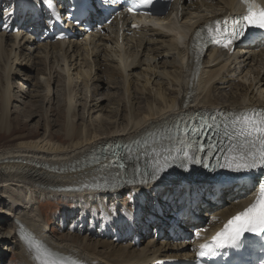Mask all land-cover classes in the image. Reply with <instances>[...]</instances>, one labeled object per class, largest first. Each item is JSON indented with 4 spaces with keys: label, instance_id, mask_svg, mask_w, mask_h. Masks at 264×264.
Instances as JSON below:
<instances>
[{
    "label": "bare ground",
    "instance_id": "bare-ground-1",
    "mask_svg": "<svg viewBox=\"0 0 264 264\" xmlns=\"http://www.w3.org/2000/svg\"><path fill=\"white\" fill-rule=\"evenodd\" d=\"M182 1L181 21L173 16L172 5L163 20H150V26L133 31L129 37L120 38L111 31L68 42L37 44L33 36L22 32L0 33V66L9 84L2 95L0 132L10 131L9 120L15 113L10 101L15 100L18 92L38 86L46 89L48 97L51 79L58 74L67 78L69 90L65 125L59 130L63 132L62 139L47 124L39 137L0 149V264H9L7 258L11 256L17 258V264H35L28 237L43 244L44 249L50 247L97 264H151L164 258H180L168 254L170 250L178 251L177 245L170 248L162 244L157 248L149 239L144 246L134 249L101 239L99 232L105 236L108 233L101 225L118 219V208L121 216L131 214L132 197L125 194L129 191L138 194L141 190L129 185L113 191L106 182L105 164L101 166L97 159H88L110 143L134 142L158 129L165 130L186 113L221 110L241 114L256 107L264 108L263 50L239 49L232 56L209 50L195 69L191 63L189 44L195 29L224 11H232L236 1ZM0 2L5 7L0 5V12H13L16 0ZM35 69L41 71L39 77L31 74ZM15 79L25 87L21 86L13 95L9 86ZM115 79L118 82L104 89L107 101L101 105L103 98L95 97V83ZM77 85L85 89L80 125H77V109L81 106ZM108 88L115 89L117 94L108 92ZM24 94L19 98L29 101L30 93ZM29 106L28 118L34 117L35 105ZM56 107L60 108L59 101ZM49 117L46 114L43 119L50 122ZM153 146H144L139 153ZM141 160H150V154ZM157 191L160 196L156 193L138 196L134 212L138 210L139 214L135 222L130 219L131 225L142 223L144 217L150 216L151 207L161 203L163 195L169 193L168 189ZM227 193L223 192V197ZM48 200H64L72 205L60 212L58 228L62 234H56L54 223L39 206ZM240 203L228 204L218 214L226 219L243 208ZM75 218L79 221L72 225ZM94 225H98V233L90 231Z\"/></svg>",
    "mask_w": 264,
    "mask_h": 264
},
{
    "label": "snow or ice",
    "instance_id": "snow-or-ice-1",
    "mask_svg": "<svg viewBox=\"0 0 264 264\" xmlns=\"http://www.w3.org/2000/svg\"><path fill=\"white\" fill-rule=\"evenodd\" d=\"M131 4L137 7L150 8L153 5V0H130ZM247 8V14L239 19H233L230 23L227 19L217 20L215 27H209L208 32L211 36L213 44L220 45L223 48H228L237 40L243 39L248 28H256L264 30V7H261L256 0H242ZM81 5L87 10L88 0H80ZM100 5L103 7L104 0H100ZM134 9L128 8L129 12ZM147 14V13H145ZM11 16V13H10ZM73 19L78 20L73 16ZM47 22V21H45ZM219 128V125L209 124L207 121L201 124L199 128H192L191 131L197 135L204 134V129ZM223 136L227 139L225 144L223 140L213 143L208 141L206 149L203 143L199 144L196 152L189 155L184 152L182 156L173 155V149L170 147L161 146L159 149L151 147L150 162L148 168L141 171L136 167L131 178L120 176L123 182L120 183L117 178H114L113 191L116 188L123 189L126 186L138 188L141 191L138 194H133L131 191L126 193V196L132 197V203L129 207L136 208V200L138 196L150 197L153 193L160 196L157 190L160 188L168 189L169 194H173L174 189L179 187L189 177L185 173H189V165H202L208 168L209 163H205L199 153H204L210 161L213 158V152H219L221 155H216L214 158L216 164L228 171L234 173L252 172L259 169H264V112L260 113H241L234 116L230 122H225L223 125ZM187 132V128L184 129ZM150 137L155 143V134H150ZM168 140H175L174 135L169 134L166 137ZM139 143V141H135ZM180 143H184L183 140ZM149 144L148 140L144 141V145ZM191 147V145H188ZM211 149L212 151H209ZM119 159L118 157L116 158ZM99 163V158H97ZM118 167L124 169L125 165L119 163ZM150 189L144 192L143 189ZM122 207V206H121ZM120 209H117L120 226L130 227L127 216L119 215ZM139 212H133L131 219L136 221ZM114 224L117 222L114 221ZM245 233H253L258 237L264 236V180H258V194L255 201L243 211L233 216L224 225L222 231L218 232L210 244H202L198 252L199 258L208 256H217L223 249H240L244 246ZM199 236V233L196 234ZM36 248V259L41 261V264H77L75 260L51 259V253L40 245H33ZM264 264V261H261Z\"/></svg>",
    "mask_w": 264,
    "mask_h": 264
},
{
    "label": "rangeland",
    "instance_id": "rangeland-1",
    "mask_svg": "<svg viewBox=\"0 0 264 264\" xmlns=\"http://www.w3.org/2000/svg\"><path fill=\"white\" fill-rule=\"evenodd\" d=\"M34 46V45H33ZM37 69H35L33 72H31L32 75H35L36 77H39L38 74H40L41 71L36 72ZM100 76V75H99ZM105 76V75H103ZM34 81V79H33ZM67 78L63 75L58 74L56 78L51 79V85L49 86V95L47 97V92L46 89L42 87H32L28 86L29 89H25L24 91L30 93L31 98H30V103H28V98H19L20 94H24V91L16 92L20 89L21 86V81L19 79L12 80V85L9 86L12 94H16L15 100L10 101V106L13 112L10 120H9V125H10V131L8 133H5L4 131L0 132V149L6 148V147H12L15 146V144L19 141H27L31 139H35L36 137H39L40 135L43 134V129L44 125H52V130L54 132H57L60 136L59 138L62 139L63 132L59 131L63 126L65 125L63 119H64V111L66 108V98L69 94V90L66 86L67 84ZM115 82H118L117 79H115L114 82H100L95 83L94 86H97V91L95 92V97H101V105L106 103V96L105 93L107 86H112ZM16 83H17V88H16ZM8 81L6 80L2 67L0 66V110H1V102H2V95L4 92L7 90L8 86ZM102 87L98 89V87ZM118 85V84H117ZM12 87V88H11ZM25 87V86H23ZM32 87V88H31ZM78 93H79V109H77V113L79 114V119L77 121V125L82 124L83 120L81 119V114H82V108L83 104L85 103V89L83 85H77ZM108 92L115 91V89L112 90L111 88L107 89ZM14 92V93H13ZM120 93V90H119ZM117 94V93H116ZM34 95V97H32ZM18 96V97H17ZM18 99V100H17ZM59 101V107L57 106V102ZM29 104H34L35 108L32 109L33 113H35L34 117H29L28 118V108H30ZM46 114H50L49 120L50 122H46L43 117ZM102 114H104L102 112ZM109 114V112H107ZM59 116L62 118L59 119ZM97 113L93 115L96 116ZM104 116V115H103ZM32 118L31 121H28ZM64 200H59L58 202H54L51 200L48 201H43L40 202V208L41 210L44 211L45 217H50L52 222L54 223V229L56 234H62L63 231L59 230L58 225L61 222L62 214L60 215V212L62 210H67L68 208H71L72 205L69 203L64 204ZM65 206H64V205ZM1 207V206H0ZM68 230H65V232ZM9 264H17V258L14 256H11L8 258Z\"/></svg>",
    "mask_w": 264,
    "mask_h": 264
}]
</instances>
